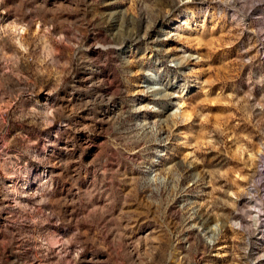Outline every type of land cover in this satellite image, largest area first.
Returning <instances> with one entry per match:
<instances>
[{"label":"rangeland","instance_id":"1","mask_svg":"<svg viewBox=\"0 0 264 264\" xmlns=\"http://www.w3.org/2000/svg\"><path fill=\"white\" fill-rule=\"evenodd\" d=\"M0 264H264V0H0Z\"/></svg>","mask_w":264,"mask_h":264},{"label":"bare ground","instance_id":"2","mask_svg":"<svg viewBox=\"0 0 264 264\" xmlns=\"http://www.w3.org/2000/svg\"><path fill=\"white\" fill-rule=\"evenodd\" d=\"M149 81H150L149 78H147L146 81H145L144 83H145V84H148ZM146 86H147V85H146Z\"/></svg>","mask_w":264,"mask_h":264}]
</instances>
